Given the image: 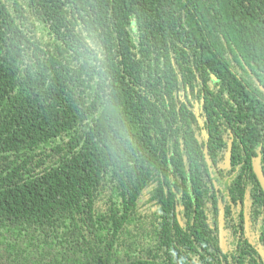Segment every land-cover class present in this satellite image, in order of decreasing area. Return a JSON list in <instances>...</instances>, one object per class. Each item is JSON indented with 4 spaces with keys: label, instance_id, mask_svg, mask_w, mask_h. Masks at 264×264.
<instances>
[{
    "label": "trees",
    "instance_id": "obj_1",
    "mask_svg": "<svg viewBox=\"0 0 264 264\" xmlns=\"http://www.w3.org/2000/svg\"><path fill=\"white\" fill-rule=\"evenodd\" d=\"M262 85L264 0H0V264L210 254L204 148L223 159L231 129L223 183L234 201L260 187ZM111 100L131 141L100 118Z\"/></svg>",
    "mask_w": 264,
    "mask_h": 264
},
{
    "label": "flooded vegetation",
    "instance_id": "obj_2",
    "mask_svg": "<svg viewBox=\"0 0 264 264\" xmlns=\"http://www.w3.org/2000/svg\"><path fill=\"white\" fill-rule=\"evenodd\" d=\"M195 109L201 125V129L196 136L201 143L203 140L209 139V134L200 118L197 101ZM228 132L231 135L228 142L229 148L230 141H232L233 144L235 142V134L231 129ZM244 147L245 146H242V148ZM262 147V145L259 146V154ZM259 154L253 157L252 169L259 180L260 187L251 188V186L248 185L244 197L235 201L231 199L227 185L223 182L226 181L230 183L232 175L240 169L241 164L234 168L231 157V164L228 165L226 162L227 152L223 159L216 163L211 161V164H209L210 174L214 177L217 193L220 195L218 199L219 210L216 219L209 213L206 220L208 227H211L213 230L212 234L217 237L218 242L215 244V247L214 245L208 247L207 252H210V254H207L204 258H202L203 256L197 250H182L184 255L174 258V261L178 260L182 262V264H264V206H260L259 203L261 201L259 197L264 198V186L254 166V162L257 159L256 157L259 156ZM263 162L264 160L261 153L260 165L264 173ZM215 176H221V179ZM256 193L258 194L255 196ZM221 206L225 208V216L223 217L220 216ZM228 210H230V215ZM179 220L181 224L184 225L181 216H179ZM198 248L202 253L205 250V245H199ZM174 252L180 251L174 249Z\"/></svg>",
    "mask_w": 264,
    "mask_h": 264
},
{
    "label": "clouds",
    "instance_id": "obj_3",
    "mask_svg": "<svg viewBox=\"0 0 264 264\" xmlns=\"http://www.w3.org/2000/svg\"><path fill=\"white\" fill-rule=\"evenodd\" d=\"M83 41L87 46L89 43L87 34H84ZM100 118L102 121H116L117 123L114 124V127L118 135L124 139L131 141V137L129 136L127 129L118 123V121L122 119L121 109L119 108V105L115 102V100L104 103L103 107L100 109Z\"/></svg>",
    "mask_w": 264,
    "mask_h": 264
},
{
    "label": "water",
    "instance_id": "obj_4",
    "mask_svg": "<svg viewBox=\"0 0 264 264\" xmlns=\"http://www.w3.org/2000/svg\"><path fill=\"white\" fill-rule=\"evenodd\" d=\"M262 88L264 90V86L263 85H262ZM208 149H209L208 145H206V148H205L206 157H207L208 163L211 164V159H210V155H209V150ZM232 151H233V142L230 141L229 148H228L227 155H226V162H227L228 165L231 164ZM256 158L257 159L254 162V166H255L256 172L258 174V177H259L262 185L264 186V173H263L261 165H260V163H261V152H260L259 156H257ZM220 216L221 217L225 216V208L223 206H221Z\"/></svg>",
    "mask_w": 264,
    "mask_h": 264
}]
</instances>
